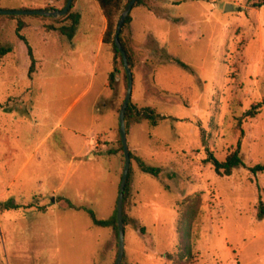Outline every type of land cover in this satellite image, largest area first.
<instances>
[{
  "label": "rangeland",
  "instance_id": "obj_1",
  "mask_svg": "<svg viewBox=\"0 0 264 264\" xmlns=\"http://www.w3.org/2000/svg\"><path fill=\"white\" fill-rule=\"evenodd\" d=\"M259 0H143L125 31L134 52L131 103L151 107L156 124L133 122L124 230L125 264H169L181 200L200 193L189 264H264V5ZM65 0H0L3 9L57 8ZM69 20L0 16V264H114L110 227L123 169L118 112L122 74L108 86L113 52L102 42L97 0H74ZM20 30L32 48L35 70ZM1 48L9 49L1 52ZM177 57L187 67L167 60ZM254 116L246 112L259 104ZM239 147L244 166L218 174V160ZM9 201L15 203L9 207ZM144 231L140 232L139 227Z\"/></svg>",
  "mask_w": 264,
  "mask_h": 264
},
{
  "label": "trees",
  "instance_id": "obj_2",
  "mask_svg": "<svg viewBox=\"0 0 264 264\" xmlns=\"http://www.w3.org/2000/svg\"><path fill=\"white\" fill-rule=\"evenodd\" d=\"M66 1V0H65ZM129 0H97L100 9L102 11L103 16L106 19V28L102 36V42L105 44H109L111 46L112 52H113V61H114V66L113 70L109 73L108 75V86L111 89L115 88V85L117 83V78L116 75L120 73V70H122V74L127 86V75L126 71L123 66V61H122V55L120 51L117 49L116 44L114 42V32L116 29L117 21L119 18V15L121 11L125 8L126 4L128 3ZM73 2L71 3V7L67 11V13L53 17V16H45V15H39L35 14V16L38 17H43V18H50L53 21H58L60 19H67L69 20L68 25H61L59 27H56L54 24H48L46 28L48 30L50 29H59L61 33L66 34L69 38H72L77 25L79 23L80 19V14L75 11H71V8L73 6ZM144 4L143 0H136L134 3V6ZM254 6H261L264 5V0H259L257 2L252 3ZM132 7V8H133ZM0 16H8V17H20L21 15H15V14H0ZM132 21V16L129 12L127 16L124 19L122 28L119 33V40L120 43L122 44L127 60L129 62V66L132 70V67L134 66V52L130 46L129 43V38L125 34V31L130 28V23ZM24 27V22L23 21H18L17 26H16V34L21 39L25 46L26 50L29 56V67L27 71V75L29 78H31L32 73L35 70V58L33 56L32 48L27 42L26 37L20 33V30ZM9 49H4L1 48V52L8 51ZM167 60L178 63L184 67H187V65L178 59L177 57L171 56V55H166ZM262 103H264V98L262 99ZM260 106L259 104L254 105L250 110L246 112V116H254L258 112V108ZM159 118V115L155 113L154 109L151 107H142L140 109H136L134 105L129 101L126 110H125V124H126V130L128 131V127L130 124L133 122H141L143 120H148L150 124H156L157 120ZM117 142H118V150L121 152L122 156V162L124 164V155H123V147L120 139V134H119V124H118V130H117ZM207 157L205 159L206 162H211L214 170L220 174V175H229L231 174L232 169L235 166H244L245 164L242 161V158L240 156L239 152V147H237L235 150L230 152L229 154L226 155V157L223 160H218L211 151L207 152ZM133 154L130 152V159L133 158ZM139 168L147 172L149 174H152L154 176H159L161 172L160 167L152 166L147 164L142 158L140 157H134ZM248 169L253 172H260L264 171V162L263 163H258L253 166H249ZM130 189H131V163L126 179V184L124 188V193H123V223H124V230L125 226L128 224V222L131 220L126 212V202L128 199V196L130 194ZM259 197V211H258V216H261L264 213V208L262 206V200ZM65 202L67 203L68 207L76 208V209H84L86 212L89 214L92 222L95 225L98 226H104V227H110L112 231V235L115 241V246L116 248L118 247V226H117V220H116V202L113 207V210L111 214L107 218H98L95 213L87 209L86 207L83 206H75L73 205L67 198H63ZM200 202V193L195 192L192 194H189L185 196L180 204H179V220H178V225L176 228V246L174 251L172 252H167L166 258L170 261L169 264H189L193 257H194V252H193V246H192V239H193V231H192V225L194 223V220L197 216V210ZM15 203L9 201V207L14 206ZM139 231L143 232L144 227L140 226ZM117 250V249H116ZM117 253V251H116ZM116 258V257H115ZM120 264H125L124 262V255L122 258V261Z\"/></svg>",
  "mask_w": 264,
  "mask_h": 264
},
{
  "label": "water",
  "instance_id": "obj_3",
  "mask_svg": "<svg viewBox=\"0 0 264 264\" xmlns=\"http://www.w3.org/2000/svg\"><path fill=\"white\" fill-rule=\"evenodd\" d=\"M72 1L73 0H66L65 5L61 9H57V8L3 9V8H0V14H39V15L57 17V16L67 13L69 8L71 7ZM135 2L136 0L128 1L125 8L121 11L119 15L116 29L114 32V42L116 44L117 49L120 51L122 55L123 66H124V69L127 75L126 93H125L124 99L121 103V106L118 112L119 134H120V139H121V143L123 147L124 164H123L120 182L118 185V193L116 197V220H117V226H118V247H117V253H116L114 264H120L122 261L123 255H124L123 193H124L126 179H127V175H128V171H129V167L131 163L130 151H129V147L127 143L125 110L131 99L132 85H133L132 70L129 66L126 52L122 44L120 43L119 33L122 28L125 17L127 16V14H129Z\"/></svg>",
  "mask_w": 264,
  "mask_h": 264
},
{
  "label": "crops",
  "instance_id": "obj_4",
  "mask_svg": "<svg viewBox=\"0 0 264 264\" xmlns=\"http://www.w3.org/2000/svg\"><path fill=\"white\" fill-rule=\"evenodd\" d=\"M68 199V198H67ZM69 200V199H68ZM111 214V213H110Z\"/></svg>",
  "mask_w": 264,
  "mask_h": 264
}]
</instances>
